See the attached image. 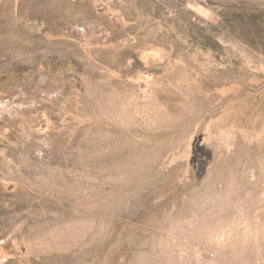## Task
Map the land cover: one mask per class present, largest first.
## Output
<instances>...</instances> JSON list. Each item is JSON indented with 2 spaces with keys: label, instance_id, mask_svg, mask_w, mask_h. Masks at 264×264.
<instances>
[{
  "label": "rangeland",
  "instance_id": "1",
  "mask_svg": "<svg viewBox=\"0 0 264 264\" xmlns=\"http://www.w3.org/2000/svg\"><path fill=\"white\" fill-rule=\"evenodd\" d=\"M0 264H264V0H0Z\"/></svg>",
  "mask_w": 264,
  "mask_h": 264
}]
</instances>
